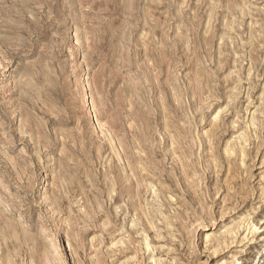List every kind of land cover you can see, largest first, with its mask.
<instances>
[{"label": "rangeland", "instance_id": "obj_1", "mask_svg": "<svg viewBox=\"0 0 264 264\" xmlns=\"http://www.w3.org/2000/svg\"><path fill=\"white\" fill-rule=\"evenodd\" d=\"M0 264H264V0H0Z\"/></svg>", "mask_w": 264, "mask_h": 264}, {"label": "bare ground", "instance_id": "obj_2", "mask_svg": "<svg viewBox=\"0 0 264 264\" xmlns=\"http://www.w3.org/2000/svg\"><path fill=\"white\" fill-rule=\"evenodd\" d=\"M142 164V163H141ZM143 167H145V166H143ZM144 169V168H143ZM146 179V178H145ZM141 182V181H140ZM110 235V234H109Z\"/></svg>", "mask_w": 264, "mask_h": 264}]
</instances>
